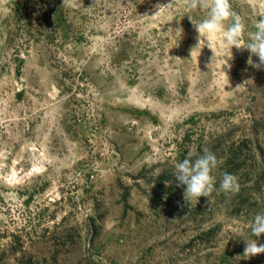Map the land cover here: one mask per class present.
<instances>
[{
	"label": "rangeland",
	"instance_id": "1",
	"mask_svg": "<svg viewBox=\"0 0 264 264\" xmlns=\"http://www.w3.org/2000/svg\"><path fill=\"white\" fill-rule=\"evenodd\" d=\"M230 3L247 42L264 0ZM189 11L0 0V264H264L244 256L264 214V65L214 54ZM205 149L217 191L188 202L175 166Z\"/></svg>",
	"mask_w": 264,
	"mask_h": 264
},
{
	"label": "clouds",
	"instance_id": "2",
	"mask_svg": "<svg viewBox=\"0 0 264 264\" xmlns=\"http://www.w3.org/2000/svg\"><path fill=\"white\" fill-rule=\"evenodd\" d=\"M65 2V0H64ZM254 0H249L252 4ZM171 4V3H170ZM170 4L166 5L169 6ZM189 8V20L199 33L200 37L206 38L208 47L216 53L214 45L219 42L222 48H226L230 53L228 59L232 58L231 49L250 50L252 55L258 56L259 63L253 64L251 56L249 64L259 69L264 65V16L254 24V32L247 33L248 40L245 41L246 25L242 17L233 9L230 0H187ZM199 9L206 13L205 18L197 22L191 15V10ZM189 152L188 158L178 163L175 177L177 187L186 186L184 198L190 202L199 201L200 197L210 199L212 193L217 191L214 171L218 167V160L214 153L205 149L203 154L194 161ZM240 190L238 178L229 173H223L219 183V191L224 194H235ZM251 233L256 239L247 240L244 249V256L253 257L264 254V244H258L257 238L264 234V214H257L250 224Z\"/></svg>",
	"mask_w": 264,
	"mask_h": 264
}]
</instances>
